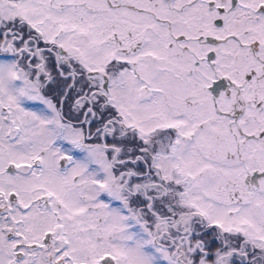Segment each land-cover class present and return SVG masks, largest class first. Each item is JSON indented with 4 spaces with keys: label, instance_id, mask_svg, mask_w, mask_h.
Wrapping results in <instances>:
<instances>
[{
    "label": "snow or ice",
    "instance_id": "obj_1",
    "mask_svg": "<svg viewBox=\"0 0 264 264\" xmlns=\"http://www.w3.org/2000/svg\"><path fill=\"white\" fill-rule=\"evenodd\" d=\"M0 264H264V0H0Z\"/></svg>",
    "mask_w": 264,
    "mask_h": 264
}]
</instances>
